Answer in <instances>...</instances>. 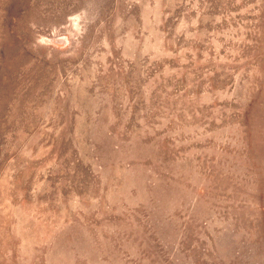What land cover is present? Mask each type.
I'll return each mask as SVG.
<instances>
[{"label": "rangeland", "instance_id": "rangeland-1", "mask_svg": "<svg viewBox=\"0 0 264 264\" xmlns=\"http://www.w3.org/2000/svg\"><path fill=\"white\" fill-rule=\"evenodd\" d=\"M0 264H264V0H0Z\"/></svg>", "mask_w": 264, "mask_h": 264}]
</instances>
